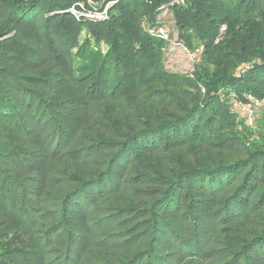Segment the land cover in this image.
I'll return each mask as SVG.
<instances>
[{
	"label": "trees",
	"instance_id": "1",
	"mask_svg": "<svg viewBox=\"0 0 264 264\" xmlns=\"http://www.w3.org/2000/svg\"><path fill=\"white\" fill-rule=\"evenodd\" d=\"M74 1L0 0V264H264V0L168 6L187 73L169 0Z\"/></svg>",
	"mask_w": 264,
	"mask_h": 264
},
{
	"label": "rangeland",
	"instance_id": "2",
	"mask_svg": "<svg viewBox=\"0 0 264 264\" xmlns=\"http://www.w3.org/2000/svg\"><path fill=\"white\" fill-rule=\"evenodd\" d=\"M176 1L180 0H174L172 2L169 0L168 2L162 4L160 7L164 6V8H158L159 13L156 15L154 20H151V22L158 27L162 24V26L167 27L169 31V42L164 52L165 68L175 72L187 73L193 69V63L198 59V53L200 49L198 48L195 52H191L178 40L177 30L174 26L173 15L168 11V6L172 5ZM64 11L70 13L78 21L86 20L85 18H80V16L77 17L72 14L69 11V7ZM100 48L102 51L105 50V44H101ZM244 98V100H237L236 102H234V105L238 109H241V111H243L244 113L246 112L248 115H250V119H248V121L254 123L255 118H257L261 111H264V101L260 104H254L248 96H245Z\"/></svg>",
	"mask_w": 264,
	"mask_h": 264
},
{
	"label": "built area",
	"instance_id": "3",
	"mask_svg": "<svg viewBox=\"0 0 264 264\" xmlns=\"http://www.w3.org/2000/svg\"><path fill=\"white\" fill-rule=\"evenodd\" d=\"M119 0H85V1H74L70 7L69 11L75 16L90 20H105L108 18L109 8ZM171 2L174 0H170ZM164 8V6L160 7ZM157 22V20H156ZM160 23V22H159ZM145 30L148 34L161 37L164 39H169V31L167 27H163L162 24L155 26L150 20L143 22ZM248 97L254 104H260V101L250 95ZM250 119V115L248 117Z\"/></svg>",
	"mask_w": 264,
	"mask_h": 264
}]
</instances>
